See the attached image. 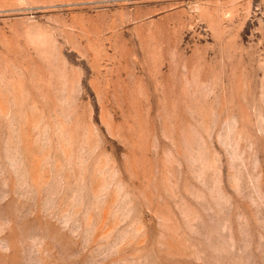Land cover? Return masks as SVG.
I'll return each mask as SVG.
<instances>
[{
  "label": "rangeland",
  "instance_id": "rangeland-1",
  "mask_svg": "<svg viewBox=\"0 0 264 264\" xmlns=\"http://www.w3.org/2000/svg\"><path fill=\"white\" fill-rule=\"evenodd\" d=\"M0 264H264V0H0Z\"/></svg>",
  "mask_w": 264,
  "mask_h": 264
}]
</instances>
